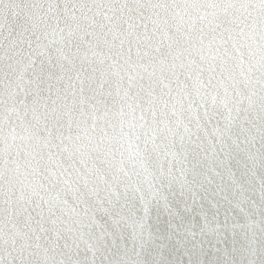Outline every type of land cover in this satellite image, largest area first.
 Returning a JSON list of instances; mask_svg holds the SVG:
<instances>
[{
    "label": "snow or ice",
    "instance_id": "obj_1",
    "mask_svg": "<svg viewBox=\"0 0 264 264\" xmlns=\"http://www.w3.org/2000/svg\"><path fill=\"white\" fill-rule=\"evenodd\" d=\"M0 264H264V0H0Z\"/></svg>",
    "mask_w": 264,
    "mask_h": 264
}]
</instances>
